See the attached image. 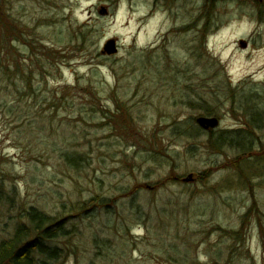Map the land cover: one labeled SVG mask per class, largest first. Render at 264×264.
I'll return each instance as SVG.
<instances>
[{"label":"rangeland","instance_id":"374dc122","mask_svg":"<svg viewBox=\"0 0 264 264\" xmlns=\"http://www.w3.org/2000/svg\"><path fill=\"white\" fill-rule=\"evenodd\" d=\"M0 3L27 41L42 40L9 47L33 76L14 65L12 80L0 75V242L32 207L62 215L141 186L109 219H71L86 245L67 243L60 264H264V2H212L206 33L208 0ZM111 39L118 53L105 56ZM207 109L220 119L214 139L244 134L262 157L211 148L196 124ZM73 149L87 155L81 171L62 158Z\"/></svg>","mask_w":264,"mask_h":264},{"label":"trees","instance_id":"16d2710c","mask_svg":"<svg viewBox=\"0 0 264 264\" xmlns=\"http://www.w3.org/2000/svg\"><path fill=\"white\" fill-rule=\"evenodd\" d=\"M214 1H209L211 4L206 5V9L203 11V19H207V22L203 26V32L206 33L210 28V17L213 14L212 4ZM3 5V3H0ZM0 5V75L4 80H12L15 74H19L18 71L21 72L23 78H26V75L33 76L34 71H29L24 63H21L19 60H10L11 49L9 47L14 43L24 42L26 46L31 48V51H34L37 46H41L42 40L32 39L27 41L24 38V32L19 29L17 21L12 18ZM81 32V31H79ZM76 37V42L74 43L76 46L81 44L84 46L87 43L86 33L81 32L83 39L79 33H74ZM31 56V59H33ZM13 63V64H12ZM16 68L15 74L10 76V69L13 66ZM186 88H190L188 85ZM194 96H198L197 92H194ZM194 97V100L196 99ZM194 100H189V105L193 108H196V104ZM203 100L205 97L203 96ZM209 102V101H208ZM250 100L248 99V103ZM248 109L247 111H249ZM104 113V112H103ZM211 109H207L205 114L206 116H214L212 114ZM109 116V113L103 114ZM255 122V120H253ZM193 131L199 133V129H194ZM245 131V130H243ZM247 134L251 135L252 132L246 131ZM233 134V133H230ZM240 134V133H239ZM231 135L229 133H224L220 135L219 138L214 139L213 132L209 135V145L215 151H223L226 148L241 149L243 153H245V157L249 155V159L252 156H260L259 153L253 152L251 154L252 149L250 147L249 139L244 136H241V139L230 138ZM249 151V152H248ZM256 154V155H255ZM244 155L242 157H244ZM252 155V156H251ZM87 155L78 151L77 149L67 150L62 155L71 167L75 168L76 171H81L83 162L85 161ZM264 157V155H263ZM243 158H241L242 160ZM264 159V158H263ZM252 161V160H249ZM236 162H239L236 160ZM240 163V162H239ZM254 163V162H251ZM242 173H247L245 170H241ZM248 174V178L250 179L251 174ZM141 187V186H140ZM140 187L135 188L134 190H130L128 192H124L123 195H127L121 198H128L129 202H125V199L117 198H103L99 196L92 197L88 200L83 201V203H78L70 209H66L63 207V212L57 213L56 215H51L43 210H40L36 207H32L31 210L27 211L25 215L26 223L20 224L17 226L15 231L11 234L10 238L4 239L0 242V264H60L61 260H63L70 248L67 246V243H71V251L77 253L80 250L82 245H86L85 237L87 235L86 227L82 228L78 223L74 222L73 224H69L71 219L82 218H92L93 221H97L100 218L103 219L106 215V219L110 218L111 211L115 205H121L126 203L130 205V203L134 206L136 200V195L140 192L136 190L141 189ZM123 200V201H122ZM139 207V206H138ZM101 209H106V213L98 212ZM142 209L140 208V211ZM140 214V213H139ZM83 236V237H82ZM89 239L92 240L93 244L98 249H102L105 244V239L101 237V234H88ZM81 243V244H80Z\"/></svg>","mask_w":264,"mask_h":264},{"label":"water","instance_id":"95a60500","mask_svg":"<svg viewBox=\"0 0 264 264\" xmlns=\"http://www.w3.org/2000/svg\"><path fill=\"white\" fill-rule=\"evenodd\" d=\"M260 1H264V0H260ZM107 12L108 11L106 8H104L101 11L102 14H106ZM118 50L119 49L117 48V40L111 39L105 44L103 54L108 56L116 55L118 53ZM197 123L204 130L212 131L219 126L220 120L216 117L200 116L197 118ZM193 181H194V176L192 174H190L186 179H184V182L187 183Z\"/></svg>","mask_w":264,"mask_h":264},{"label":"flooded vegetation","instance_id":"af4514ba","mask_svg":"<svg viewBox=\"0 0 264 264\" xmlns=\"http://www.w3.org/2000/svg\"><path fill=\"white\" fill-rule=\"evenodd\" d=\"M239 45L242 46V48L244 50H248L251 47L250 45H252V39H249V40L241 39V40H239ZM261 127H263V126H261Z\"/></svg>","mask_w":264,"mask_h":264}]
</instances>
